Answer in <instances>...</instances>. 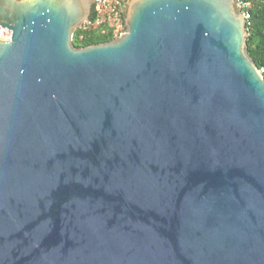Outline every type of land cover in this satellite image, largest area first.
I'll return each instance as SVG.
<instances>
[{
  "label": "water",
  "instance_id": "water-1",
  "mask_svg": "<svg viewBox=\"0 0 264 264\" xmlns=\"http://www.w3.org/2000/svg\"><path fill=\"white\" fill-rule=\"evenodd\" d=\"M0 0V264H264V77L236 0Z\"/></svg>",
  "mask_w": 264,
  "mask_h": 264
},
{
  "label": "trees",
  "instance_id": "trees-1",
  "mask_svg": "<svg viewBox=\"0 0 264 264\" xmlns=\"http://www.w3.org/2000/svg\"><path fill=\"white\" fill-rule=\"evenodd\" d=\"M241 1L246 4L243 11L249 14L246 23L247 52L264 77V0ZM112 40L111 35L102 33L100 29H76L72 44L77 48H84Z\"/></svg>",
  "mask_w": 264,
  "mask_h": 264
},
{
  "label": "built area",
  "instance_id": "built-area-1",
  "mask_svg": "<svg viewBox=\"0 0 264 264\" xmlns=\"http://www.w3.org/2000/svg\"><path fill=\"white\" fill-rule=\"evenodd\" d=\"M127 2L128 0H94L89 20L84 21L77 29L83 31L100 29L102 33L111 35L113 40L122 37L126 32L123 26L125 25ZM236 6L247 20L249 14L243 11L246 4L241 0H236ZM11 34L12 30L0 27V39L11 41Z\"/></svg>",
  "mask_w": 264,
  "mask_h": 264
}]
</instances>
